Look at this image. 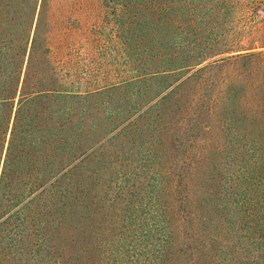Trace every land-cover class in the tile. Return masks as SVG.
<instances>
[{"label":"trees","instance_id":"trees-1","mask_svg":"<svg viewBox=\"0 0 264 264\" xmlns=\"http://www.w3.org/2000/svg\"><path fill=\"white\" fill-rule=\"evenodd\" d=\"M183 1L186 11L188 5L193 11L205 6L202 0H189L195 6ZM175 3L0 0V251L20 254L0 262L24 264L25 254L39 252L44 264H172L174 248L190 232L192 248L208 264L227 263L213 259L217 251L230 253L227 264H264V91L252 86L253 70L240 73L236 67L249 53L196 68L239 48L194 43L185 45L181 57L160 55L168 45L158 32L171 27L157 24H174ZM126 34L145 35L141 46H150L148 58L139 69L126 63L127 76L114 68L109 75L105 52L122 45ZM96 62L101 72L93 71ZM150 81L153 92L138 88ZM130 88L119 107L128 116L119 122L115 112L118 122L105 135L132 128L127 134L138 136L149 115L157 119L159 132L150 131L159 135L158 144L185 122H194L200 133L214 124L220 132L243 134L230 154L190 156L185 168L140 176L135 190L146 207L141 221L143 214L121 213L125 209L116 200L92 211L83 199L86 190L62 183L73 179L77 160L91 149L83 150L82 141L95 109L81 113V102ZM245 140L251 142L248 150ZM132 233L141 234L140 240L127 244ZM200 263L192 253L190 264Z\"/></svg>","mask_w":264,"mask_h":264},{"label":"rangeland","instance_id":"rangeland-1","mask_svg":"<svg viewBox=\"0 0 264 264\" xmlns=\"http://www.w3.org/2000/svg\"><path fill=\"white\" fill-rule=\"evenodd\" d=\"M202 1L205 2V6L202 8L193 11L191 6L188 5L186 7L188 11H186V9L183 8L184 1L176 0L173 6L174 24H157L164 28L167 26L171 27L170 31H168V29H163L162 31L164 32H158L160 37H162L161 43L168 45V47H166L167 49H160L159 54L165 55L168 53L169 56L170 53H172L173 56L181 57L183 56L181 53L185 51V45H193L194 43L204 46L212 45V47L214 46V48L221 50L239 48L241 51L233 54L216 56L196 68L213 60L220 59L221 57L249 53V57L240 59L236 62V67L240 70V73L243 71L248 72L250 69L251 71L253 70L252 72L254 74L251 76L256 77L251 82L252 86H256L264 91V0ZM187 2L192 3V1L189 0ZM211 2L213 8L209 9L207 4ZM192 4L195 6V3ZM197 10L201 13H198ZM138 33L142 34L140 32ZM144 37L145 35L137 36L135 34H126L121 40L122 45L120 43L114 44L110 49L108 48V51L105 52L107 60L104 64L109 71V75H112L113 68L115 70H122L121 73L118 71L120 74L119 77L129 75V69H126L129 64L126 63H130V69H132V67L134 69H139L141 67V62L145 58H148L149 55L146 50H150V46L147 47L148 49H144L141 46L142 43L145 44L146 42ZM153 43L159 42L157 40ZM154 47L155 48L152 49L154 50L152 55H154L155 60H157V56L159 55L157 53L158 47ZM101 54V52H98L96 58H99L97 62H99L103 68L104 64L100 61V59H103ZM97 62L93 69L95 73L99 71ZM116 64L119 65V69H117L118 67ZM99 72H101V70ZM189 74L190 73L187 75ZM228 74L231 77L236 75L234 70H229ZM245 75L247 76L248 73ZM155 87L156 85L151 81L145 83L144 86H138L140 89L147 91L152 90V92L155 90ZM122 90L113 96L111 94L108 97L104 95L87 102H81V113H84V109L87 107L95 109L92 111L94 118L91 130L89 129L85 132L88 134H86L85 140L83 138L82 141L84 142L83 150L86 145L91 146V149L87 152H82V155L77 160L76 167L72 170L74 172L73 179L64 180L62 183L86 190L87 196H84L83 199L84 202L86 201L87 205L89 204L90 207L92 206V211L100 207L104 208V205L107 207L112 204L113 200H116L118 204H121L120 208L125 209L121 213L127 216H129V214H131V216H141L143 214L138 220L141 221L142 218L143 220L145 218L146 207L140 204L141 200L139 202V199H142L140 191L135 190V188L140 186V176L150 172L149 177L154 178L157 171L185 168L190 156H198L201 154H230L236 148L239 149V140L241 136L243 137V134L240 131L230 132V130H228V133L220 132L216 129L217 126L214 124L210 129H203L202 133H200V130L195 128L194 122L189 124L185 122L179 124L180 128L177 124L172 126L170 134L168 133L169 136L163 137L160 140L162 144H158L156 139L159 138V135L153 133L154 131H150V129L154 127L155 129L157 128L156 132H159V126L156 125L157 119L155 116L152 117L149 115L145 123H143L144 125L141 126V133L138 136H133L132 133L127 134L129 131H133L132 128L118 135L117 130L105 135L106 132L113 128L118 122L115 121L116 119H112L116 114L115 112L118 114H116L114 118H118L119 122L122 118L128 116V113L124 112V108L119 107L124 105L122 102L125 100V95L132 92L133 88L123 92ZM137 102L143 103L144 99L137 100ZM198 106H200V104ZM126 108L128 110V107ZM246 138L249 137L246 136ZM173 142L177 144L174 150L170 148V143ZM243 143L245 144V149L248 150L251 144L250 140H245ZM136 192H138L140 197ZM177 199L180 200V197H174V202H176ZM129 200H131V205H124V202ZM138 204H140V206L136 208L135 212L134 207ZM126 210H128V212ZM143 222L144 221H142V224H144ZM132 234L133 235L130 234L131 239L127 238V244L140 240L141 234L138 233L139 236L136 233ZM191 237V233L187 232L186 236L180 241V244L183 243V245L178 244L177 248H174L176 252L174 253L173 251L172 253L174 256L173 261H171L172 264H190L192 253L200 256V264H208L203 252H197L192 248V244L189 240ZM176 241L179 242L177 238ZM216 246L217 244L215 243L214 250L212 251L213 254H215ZM19 256L20 254L15 251H0V259L11 260L10 258H19ZM23 256L22 254V257ZM41 257L42 254L39 252L25 254L24 258L27 260L24 261V264H44L43 262H38ZM214 257L217 262L218 257H221L220 261L227 260V263L229 258H231L230 253L222 255L220 251L216 252L213 259ZM1 263L23 264L21 259H19L18 263L0 262V264Z\"/></svg>","mask_w":264,"mask_h":264}]
</instances>
